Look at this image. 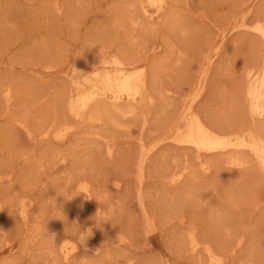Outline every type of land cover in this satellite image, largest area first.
Masks as SVG:
<instances>
[{
    "label": "rangeland",
    "instance_id": "rangeland-1",
    "mask_svg": "<svg viewBox=\"0 0 264 264\" xmlns=\"http://www.w3.org/2000/svg\"><path fill=\"white\" fill-rule=\"evenodd\" d=\"M129 1L0 0V88L13 91L10 105L0 91V264H205L202 252H191L181 241V233L189 229L225 253L227 264H264V178L253 166L235 170L219 165L205 172L193 150L171 142L157 148L148 160L141 198L157 219L165 249L145 235L136 173L141 139L148 144L159 136L157 128L190 94L202 50L233 12L246 9L245 0H180V23L187 30L178 32L163 22H157L156 30L130 26L119 9ZM253 3L252 15L264 14V0ZM247 33L230 34L215 64L223 63L215 69L219 95L234 111L241 106L232 77L253 58L259 39ZM130 34L138 35V43L128 41ZM151 45L159 48L152 51ZM109 49L146 60L157 57L156 85L164 98L143 113L118 116L116 126L76 121L59 100L60 92L71 87L66 73L89 54ZM217 100L213 114L229 125L245 121L242 113L227 111ZM62 120L76 125L64 140L39 133ZM91 129L101 136L87 133ZM184 166L190 174L170 184L168 173ZM83 181L91 196L79 189ZM88 226L100 252L82 251L63 260L60 241ZM120 232L127 237L122 245L116 241Z\"/></svg>",
    "mask_w": 264,
    "mask_h": 264
},
{
    "label": "bare ground",
    "instance_id": "bare-ground-1",
    "mask_svg": "<svg viewBox=\"0 0 264 264\" xmlns=\"http://www.w3.org/2000/svg\"><path fill=\"white\" fill-rule=\"evenodd\" d=\"M179 2L180 0H132L122 3L123 5L120 4L119 9L122 10L123 18H126L132 27L143 26L150 28V30H156L157 22H159V24L169 27V30L178 32L186 29L180 23ZM253 2L254 0H245L246 9H242V7L238 10L235 8L236 11L233 9L235 12L230 15L228 24L218 31L202 50L201 56H199L200 60L198 59V67L196 66L197 69H195L197 70L196 74H193L195 80L192 90L188 96L182 97L180 103L177 101V106L166 117L164 124L157 128L159 136L148 144L145 143L144 139H141L142 144L140 145V152H138L136 173L139 181V185L137 184L139 186L138 192L144 213L143 227L150 242L161 249H165V246L157 219L151 215L141 197L142 185L147 175L148 160L157 148L162 147L165 142H171L173 145L176 144L175 146H180V148L193 150L195 153L194 158L199 160V164L205 172H208L212 167H219V165H226L228 168L235 170H245L253 166L257 172H261L262 178H264V14L252 15L255 13V10L253 13L252 9L253 4H255ZM234 32H248L247 34L251 33L253 37L257 36V39L259 38L256 43L257 51L253 58L243 65L240 72L237 71L239 72L238 75L232 77L233 81H237V84L235 81L236 86L234 85L231 88L233 90L237 87L239 97L236 99L240 101L238 103L241 106H238V111H234L233 107L227 105L225 97L219 95L222 91L219 89V86H221L218 81L219 71L215 70H220V65L223 63L217 66L215 64L223 57L222 51L226 43L225 40ZM138 39V35L135 34L128 36V41L131 44L138 43ZM140 45L141 48L145 49L144 43ZM167 45L169 50L174 51V45L171 42H167ZM158 48L157 45L151 47L152 51ZM130 55L131 52L127 53L124 50H101L89 54L81 62L78 61L79 64L71 66L69 70L66 68L68 70L66 74L71 80V87L67 91L60 92L59 100L62 109L76 121L83 123L86 121L105 122L106 126L107 123L116 126L119 121V119L117 121L118 116H135L143 113L141 112L143 108L152 105L157 98H164V91L156 85L161 61L157 57L156 59L146 60ZM0 91L3 93L7 104L10 105L13 96L11 88L1 87ZM219 97L220 102L217 100ZM216 100L218 104L222 105V108L228 109L227 111L242 113L244 115L242 119L245 121L239 120V122L242 121L240 125H229L223 117L213 114L211 106L217 103ZM231 121H233V118ZM75 128L76 125L73 121L62 120L44 127L39 133L43 136L53 134L54 137L64 140ZM87 133L101 136L100 132L92 129L87 130ZM107 152L110 155L112 154L111 144L107 145ZM205 154H213L216 157L208 158ZM189 170L187 166H184L179 171L166 174L169 183L176 185L189 173ZM78 187L84 192L85 196L92 195L87 182H80ZM21 215L25 219L29 217L27 205L25 204L22 206ZM82 234H91L84 244H80L79 241ZM116 238L117 243L121 245L127 239L126 235L121 232L116 235ZM201 238L195 229H189L181 233V241L187 245L191 252L199 251L205 255V264H227L228 259L225 253L217 250L210 241L207 242L205 239L203 241ZM60 242L59 250L65 261L70 260L82 251L98 253L101 250L95 231L89 226L81 230L76 236L63 238ZM13 247L11 245L9 249L11 250Z\"/></svg>",
    "mask_w": 264,
    "mask_h": 264
},
{
    "label": "clouds",
    "instance_id": "clouds-1",
    "mask_svg": "<svg viewBox=\"0 0 264 264\" xmlns=\"http://www.w3.org/2000/svg\"><path fill=\"white\" fill-rule=\"evenodd\" d=\"M90 235L91 234H89V235H84V234L80 235V237H79L80 244H84L86 242L87 237L90 236ZM50 236H51V238L54 241L55 240V234H50Z\"/></svg>",
    "mask_w": 264,
    "mask_h": 264
}]
</instances>
